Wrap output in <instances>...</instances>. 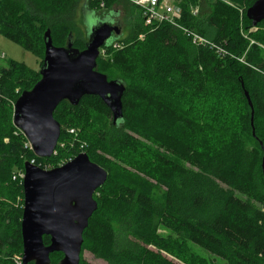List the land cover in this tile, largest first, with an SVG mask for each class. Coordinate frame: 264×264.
I'll list each match as a JSON object with an SVG mask.
<instances>
[{
	"label": "trees",
	"instance_id": "16d2710c",
	"mask_svg": "<svg viewBox=\"0 0 264 264\" xmlns=\"http://www.w3.org/2000/svg\"><path fill=\"white\" fill-rule=\"evenodd\" d=\"M83 1L0 0V31L43 53L42 67L47 29L55 45L65 46L73 33L74 45L86 47L75 22ZM85 1L96 18L107 19L124 0H106L105 8L102 0ZM255 1L213 0L206 18L181 1L180 23L225 45V57L168 22L146 26L139 8L126 41L113 38L102 47L109 62L98 58V70L126 85L123 119L115 124L97 95L78 105L62 101L54 114L62 132L49 158L27 145L11 103L34 87L40 71L16 61L0 65V264H19L16 256L23 255L24 190L14 176L26 161L54 162L84 151L108 179L95 193L98 209L84 231L80 264H94L83 257L85 249L108 264H181L164 251L204 264L189 252V242L227 264H264V32L248 33L255 43L246 55L242 33L253 26L246 12ZM93 107L111 117L107 128L89 121ZM141 151L147 159L138 157ZM44 241L49 244L50 236ZM62 257L52 253L51 264Z\"/></svg>",
	"mask_w": 264,
	"mask_h": 264
},
{
	"label": "water",
	"instance_id": "95a60500",
	"mask_svg": "<svg viewBox=\"0 0 264 264\" xmlns=\"http://www.w3.org/2000/svg\"><path fill=\"white\" fill-rule=\"evenodd\" d=\"M82 12L87 25L91 19L98 20L87 32L86 47L80 49L74 45L73 33L65 46L55 45L52 31L47 29L41 79L32 89L23 91L14 106V124L25 134L35 154L42 158L56 153L62 126L54 114L62 101L78 105L84 96L97 95L112 111L115 124L124 117L125 83L109 79L98 70L101 48L113 33L121 31V26L111 23L114 14L112 19L96 18L87 5ZM246 14L254 26L264 21V0H256ZM245 93L253 108V134L256 135L254 104L249 91ZM261 145L264 151L262 141ZM262 167L264 172V155ZM107 179L108 171L85 151L51 169L26 161L22 264H51L54 252L63 253L60 264H80L84 231L98 209L95 193ZM45 235L51 238L49 244L44 241Z\"/></svg>",
	"mask_w": 264,
	"mask_h": 264
},
{
	"label": "rangeland",
	"instance_id": "374dc122",
	"mask_svg": "<svg viewBox=\"0 0 264 264\" xmlns=\"http://www.w3.org/2000/svg\"><path fill=\"white\" fill-rule=\"evenodd\" d=\"M185 5L188 4L189 8L191 9L192 13L197 16H200L202 18L208 17L212 13V4L211 1L213 0H180ZM87 5V2L84 0L82 2V5L80 6V10L78 12V16L75 20L76 25L81 29L83 32L86 41L88 40V35L86 36V31H90L96 22L97 19H91L88 23V25L85 23V17L83 15L82 9L83 7ZM113 10L116 11V13L113 15L115 18V25L121 26L120 32H115V38H118L119 40H122L123 42L126 41V38L129 36V25L131 24V20L136 18L139 7L132 4L129 0H124L120 3H117L114 5ZM249 32H256V33H263L264 32V22H260L257 26H252L249 29H246L244 26L242 28V33L244 37L249 41V46L245 51L246 55L252 46V44L255 43L254 38H251L249 36ZM76 34V32H74ZM141 38H143V35H141ZM121 41V42H122ZM261 47L264 49V45H261ZM0 52H4L6 54L5 58H0V65H7L10 61H16L19 63L25 64L27 67L33 70L40 71L41 69V61L43 59V53L41 56L37 54L36 52H33L31 50H27L23 48L20 44L10 40L7 38L2 31H0ZM101 55H103V58L109 62V53L106 49L101 48ZM109 66V64H108ZM110 67V66H109ZM108 70L113 74L114 76L121 75L118 70L113 68H108ZM129 80V78H127ZM19 98V97H18ZM17 99L15 100L16 103ZM14 108V105H13ZM91 117L89 118V121H91L94 125L102 126L104 128H107L110 125L111 117L107 116L99 107H93L91 109ZM24 134V133H23ZM25 135V134H24ZM27 138V137H26ZM28 140V139H27ZM27 145L31 147V143L29 140L27 141ZM62 147L64 148L65 145L63 144ZM32 148V147H31ZM66 154V153H65ZM63 155L59 158L58 161H43L40 160V162L37 164L39 166H42L45 169H51L60 165H63V162H67L71 160L72 158L70 156ZM137 153L135 154V156ZM145 155V156H144ZM139 158H145L147 159L148 156H146L145 152L141 151L138 154ZM74 158V157H73ZM25 171V170H24ZM23 172V171H21ZM20 172L17 174L19 177ZM163 234L167 235L169 232L167 230L162 231ZM125 242V241H124ZM152 248H155L152 245H149ZM188 249L189 252L193 253L198 257V261L200 260L201 263L204 264H227L226 261L218 256L211 255L207 250L204 248L193 244L191 242L188 243ZM163 254H165L170 259L181 263V264H187L189 260L185 258L183 254H179L177 252L172 251H164ZM83 257L94 263V264H108V262L98 256H95L91 251L85 249L83 252ZM16 261L19 264H22V256H16ZM60 264V261L59 263Z\"/></svg>",
	"mask_w": 264,
	"mask_h": 264
},
{
	"label": "built area",
	"instance_id": "2783aa9c",
	"mask_svg": "<svg viewBox=\"0 0 264 264\" xmlns=\"http://www.w3.org/2000/svg\"><path fill=\"white\" fill-rule=\"evenodd\" d=\"M132 4L138 6L142 10V15L144 17L145 25L152 26L155 24H161L168 22L176 27L181 28L184 33L191 37L194 44L198 46L208 47L214 49L216 54L220 57H225L228 54V50L225 45L218 44L212 39L200 34L199 32L185 27L180 23L182 17V5L180 0H129ZM101 7H106V0L101 1ZM117 45V44H116ZM6 54L0 52V58H5ZM19 91V90H18ZM2 96L0 92V97ZM12 105L15 106V100H11ZM71 129V132H74ZM25 176V171L20 172L19 178L23 183ZM14 176V178H16Z\"/></svg>",
	"mask_w": 264,
	"mask_h": 264
},
{
	"label": "flooded vegetation",
	"instance_id": "af4514ba",
	"mask_svg": "<svg viewBox=\"0 0 264 264\" xmlns=\"http://www.w3.org/2000/svg\"><path fill=\"white\" fill-rule=\"evenodd\" d=\"M113 18V22H111L112 24H114L115 25V18H114V16L112 17ZM112 18H110V19H112ZM115 33H113V35H112V37L110 38V39H113V38H115Z\"/></svg>",
	"mask_w": 264,
	"mask_h": 264
}]
</instances>
